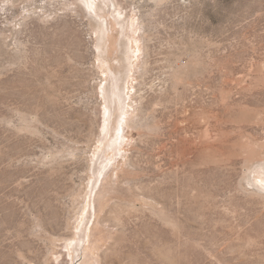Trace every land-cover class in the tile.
Instances as JSON below:
<instances>
[{"label":"rangeland","instance_id":"1","mask_svg":"<svg viewBox=\"0 0 264 264\" xmlns=\"http://www.w3.org/2000/svg\"><path fill=\"white\" fill-rule=\"evenodd\" d=\"M85 1L0 0V264H264V0Z\"/></svg>","mask_w":264,"mask_h":264},{"label":"bare ground","instance_id":"2","mask_svg":"<svg viewBox=\"0 0 264 264\" xmlns=\"http://www.w3.org/2000/svg\"><path fill=\"white\" fill-rule=\"evenodd\" d=\"M103 2H105V3H103V4H105V5H103L102 4V1L100 2V3H96V4H94L93 2H90V0H86L85 1V3H87L89 6H90V9L92 10V12L94 13V15H95V17L97 18V19H100V20H103V19H106V13H110V9L112 8V5H111V3H110V0H104ZM114 6V5H113ZM114 9H115V6H114ZM113 13V12H112ZM99 20V21H100ZM101 22V21H100ZM104 22V21H103ZM105 23V22H104ZM106 25V24H105ZM108 32V31H107ZM125 47V42L122 40L120 43H119V45L116 47V52L117 53H121L122 55L123 54H125V52H123V48ZM117 60H118V66H117V71L119 72V77L118 76H116L117 74H115L114 72H112V76H111V84L107 87V97L108 98H106L107 99V102H110L111 104H110V106H109V108H111V110L113 111L114 110V108H116L117 107V99H116V97H115V91H116V89H117V91H118V94H119V98L121 97L120 95H121V84L120 83H122V80H119V78H121L122 76H124V74H125V68H126V64H125V60H124V58L123 57H118L117 58ZM112 71V70H111ZM114 73V74H113ZM106 97V96H105ZM121 99H123V98H121ZM120 101H122V100H120ZM125 105V104H124ZM114 114V113H113ZM113 117H111V124L110 125H114V123H115V116L114 115H112ZM116 124V123H115ZM113 130V128H111V127H109V128H107V130H106V132H107V134L109 135V134H111L110 132ZM118 132V131H117ZM117 135V134H116ZM119 135V134H118ZM221 135V134H220ZM222 135H223V133H222ZM219 136V135H218ZM121 137V136H120ZM124 137V136H123ZM107 138H108V136H107ZM219 138H221V137H219ZM218 138V139H219ZM223 138V137H222ZM123 139H125V138H123ZM226 140V139H225ZM113 141V140H112ZM114 141H116V140H114ZM221 141V140H220ZM221 142H223V140L221 141ZM206 143V142H205ZM251 144V143H250ZM113 145H114V143H113ZM205 145H207V144H205ZM111 146L112 145H109L107 148L110 150L111 149ZM205 147V146H204ZM206 148H207V146H206ZM123 151L125 152L126 150L125 149H123ZM110 152V151H109ZM108 152V153H109ZM106 153V152H105ZM111 153V152H110ZM123 153V152H122ZM106 154H104V156H105ZM103 156V155H102ZM50 157V156H49ZM109 157V156H108ZM101 159H102V157H101ZM102 160H105V159H102ZM101 160V161H102ZM104 162V161H103ZM102 163V162H101ZM99 165V164H98ZM105 165V164H104ZM94 167V166H93ZM95 167H98V166H96L95 165ZM99 168V167H98ZM102 168V167H101ZM107 169V168H106ZM105 169V170H106ZM244 169V168H243ZM97 170V169H96ZM95 170V171H96ZM97 171H99V169L97 170ZM100 172V171H99ZM96 173V172H95ZM98 173V172H97ZM96 173V174H97ZM247 173H248V176H257L258 177V180H259V183L261 184V185H263L264 186V175H262V174H260V173H258L257 172V168H253V166L252 165H250L249 167H247ZM98 175V174H97ZM254 180V179H253ZM89 203H90V201H89ZM86 206H85V204L83 205V207L81 208V211L83 212V210H84V208H85ZM114 208V207H113ZM114 212L115 211H113V214L112 215H114ZM110 213H111V211H110ZM80 215H82V214H80ZM107 215V214H106ZM111 215V214H110ZM111 215V216H112ZM117 215H119V214H117ZM106 217V216H105ZM113 217V216H112ZM115 217V216H114ZM117 219V218H116ZM105 220V219H104ZM108 219H106V221H107ZM108 221H110V220H108ZM82 226V225H81ZM75 234V233H74ZM73 235V234H72ZM75 239V238H74ZM69 242V241H68ZM82 242V241H81ZM68 244V243H67ZM79 244V243H78ZM78 244H77V242H75L74 243V245L72 246V248H73V251L74 250H77V252H79L78 254H81L80 255V257H82V255H83V253L84 252H86L87 253V251H88V249L87 248H85L84 249V251H82L83 250V248L81 247V245H79L78 246ZM83 244V243H82ZM66 246V245H65ZM68 246V245H67ZM79 247V248H78ZM66 248H69V247H66ZM70 250V249H69ZM82 252V253H81ZM74 253H76V252H74ZM94 253V252H93ZM71 254V253H70ZM76 256V255H75ZM78 256V255H77ZM86 256V255H85ZM95 256V255H94ZM110 257H111V255H110ZM59 258H61V256L59 257ZM73 258V257H72ZM78 258V257H77ZM77 258H76V260H77ZM110 259V258H109ZM58 260V259H57ZM60 260V259H59ZM59 262V261H58ZM75 263L77 264V261H75Z\"/></svg>","mask_w":264,"mask_h":264}]
</instances>
